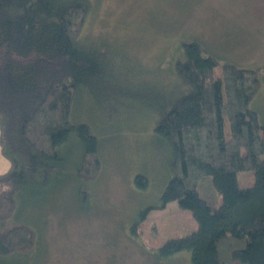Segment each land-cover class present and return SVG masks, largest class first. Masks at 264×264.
<instances>
[{
    "label": "trees",
    "instance_id": "1",
    "mask_svg": "<svg viewBox=\"0 0 264 264\" xmlns=\"http://www.w3.org/2000/svg\"><path fill=\"white\" fill-rule=\"evenodd\" d=\"M90 10L89 0H0V152L9 161L0 172V264L36 251V230L5 220L19 195L61 173L60 146L71 134L81 146L76 175L94 179L101 167L98 138L70 119L80 93L111 68L110 44L82 36ZM207 49L182 42L163 77L172 99L156 112L154 132L170 149L171 176L161 200L189 209L197 226L159 253L188 250L190 264H264V125L250 106L261 75L230 62L214 75ZM242 171L253 172L251 184L239 185ZM135 182L145 187L147 178Z\"/></svg>",
    "mask_w": 264,
    "mask_h": 264
},
{
    "label": "rangeland",
    "instance_id": "2",
    "mask_svg": "<svg viewBox=\"0 0 264 264\" xmlns=\"http://www.w3.org/2000/svg\"><path fill=\"white\" fill-rule=\"evenodd\" d=\"M89 1L82 36L110 44L111 68L80 93L70 119L98 138L101 167L94 179L76 175L81 146L71 134L60 146L61 173L19 195L5 220L30 225L38 238L34 254L8 264H190L188 250L159 253L167 238L197 226L189 209L161 200L171 176L170 149L154 132L156 112L172 99L163 77L182 42L201 40L218 61L214 75L222 62L260 72L250 106L264 107V0ZM237 179L248 185L254 174Z\"/></svg>",
    "mask_w": 264,
    "mask_h": 264
},
{
    "label": "crops",
    "instance_id": "3",
    "mask_svg": "<svg viewBox=\"0 0 264 264\" xmlns=\"http://www.w3.org/2000/svg\"><path fill=\"white\" fill-rule=\"evenodd\" d=\"M261 75V74H260ZM261 82V81H260ZM261 84V83H260ZM260 87V86H259ZM259 89V88H258ZM257 92H258V90H257ZM256 92V93H257ZM256 93H255V95H256ZM254 95V96H255ZM256 111H257V113H258V117H259V121H260V123L261 124H263L264 125V119H261V114L264 112L263 110H264V107H260V109L259 108H257V107H253ZM9 167V161L1 154V152H0V172H4V171H6L7 170V168Z\"/></svg>",
    "mask_w": 264,
    "mask_h": 264
}]
</instances>
